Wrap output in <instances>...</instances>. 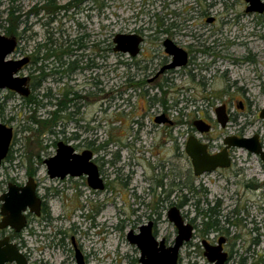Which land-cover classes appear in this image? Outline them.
Here are the masks:
<instances>
[{
  "label": "rangeland",
  "instance_id": "374dc122",
  "mask_svg": "<svg viewBox=\"0 0 264 264\" xmlns=\"http://www.w3.org/2000/svg\"><path fill=\"white\" fill-rule=\"evenodd\" d=\"M47 1L0 0V24L14 6V17L23 22L20 30H25L9 58L16 60L26 53L34 54L47 40L64 49L81 37L93 64L90 70H76L58 82L50 75L33 90L38 105L26 103L25 98L14 92L0 90L3 112L0 124L13 130L9 157L0 166V196L7 191L8 183L24 185L28 173H33L38 196H47V219H34L31 215L21 237L31 250L34 264H76L72 241L86 264H139V251L126 240L127 232L139 223H146L150 213L154 215L150 210L157 202L160 208L154 220L161 221L156 227V237L172 242L176 234L166 218L167 210L184 195L188 202L182 213L197 226L201 222L195 210L197 202L199 211L208 210L215 202L221 204L219 225L227 230L229 242H236L231 264H240L241 259L244 264H254L258 254L264 256V188H261L264 164L259 156L233 147V171L222 172L224 178L208 177L205 181L208 194L204 198L198 194L203 184L200 178L189 184L194 190L192 194L185 188L170 194L173 183L164 180L163 164L171 146L179 148L178 141L160 143L161 128L151 124L154 115L166 112L182 122L177 128H184L186 137L185 129L197 115L206 112L213 118L215 107L227 103L238 118L225 130L215 126L216 146H223L226 136L250 138L254 134L264 146V122L258 116L264 108V13L245 14L244 0H78L77 7H69L68 12L61 10L47 24L51 16L42 10ZM55 2L54 7H59L75 0ZM212 2L216 4L208 8L206 5ZM199 3L205 4L204 11L216 18L215 23L208 24L201 18ZM164 17L185 24L180 32L171 30L156 40L152 37L156 18ZM140 31L146 36L141 46L143 57L131 59L109 50L104 58L100 57L102 48L112 47L116 34ZM199 34L210 53L196 54V66L168 76L167 83H147L155 69L145 66L164 58L162 40L169 38L185 49L196 44L191 37ZM71 48L76 50L75 46ZM192 49L199 51L200 47ZM44 54L41 50L39 57ZM79 55L77 51L63 60L66 64L78 61L81 68L85 65ZM141 58L147 62L140 63ZM42 64L46 65V74L56 66L54 59H48L35 67ZM33 69L31 66L30 70ZM190 69L195 70L191 73L196 76L194 79L188 75ZM25 71L17 75L23 77L28 70ZM33 72L38 76L36 70ZM238 100L247 105L245 112L237 108ZM139 121L143 129H137ZM176 132H172L171 139L177 137ZM60 141L79 150H92L102 176L108 181L107 190L93 193L81 178L62 182L49 178L44 160L55 155ZM153 175L157 176L155 182L149 181ZM245 202L247 212L229 215L235 206ZM91 216L93 219L88 220ZM245 216L246 223L242 221ZM225 218L233 224L227 225ZM197 233L194 231L190 245L180 250L178 264H208L200 249V242L207 239ZM45 234L54 235V239L42 237ZM215 237L216 231L208 235L209 239Z\"/></svg>",
  "mask_w": 264,
  "mask_h": 264
},
{
  "label": "flooded vegetation",
  "instance_id": "af4514ba",
  "mask_svg": "<svg viewBox=\"0 0 264 264\" xmlns=\"http://www.w3.org/2000/svg\"><path fill=\"white\" fill-rule=\"evenodd\" d=\"M48 2V1H47ZM262 2V1H261ZM213 3V4H212ZM212 3H209L207 4L206 6L209 8L211 7L212 5H215L216 2H212ZM245 4H247L245 1H244ZM263 3V2H262ZM47 4V3H45ZM71 6H74V7H77L78 4H74V2H72L71 4L67 5V6H59V10L55 11V12H52V13H48L47 11L46 14L48 16H51L48 20L49 22H47V24H50L53 20L56 19V17L59 15V12L62 10L64 12H68V8L71 7ZM198 6H200V11L198 13H200V16L201 18L204 19V21H206V23L208 24H211V23H215L216 22V18L214 16H207V11H204V9L206 8L205 7V4L204 3H199ZM248 6V4H247ZM246 6V7H247ZM226 9H228V5H225ZM246 7H245V14H251V13H247L246 12ZM42 10H45V9H42ZM197 9H193V11L195 12ZM264 12H262L261 14H263ZM34 14H37L34 13ZM259 14V13H257ZM206 19V20H205ZM170 19L168 17H164V18H156V23H155V28H154V34H153V38L156 39V40H159V36H161L162 34H169L171 30H174L176 32L179 31L180 32V29H181V26H183L185 23H176L173 21L170 20L169 24H167V22L169 21ZM187 22V21H186ZM188 23V22H187ZM193 25V24H191ZM25 32V30L23 31V33ZM130 34H134V35H137L140 37L141 39V43L139 45V53L137 56L135 57H131L130 55L128 54H122V53H116L113 51V47H114V44L112 43V47H110L108 49V46H105L104 50L103 48L101 49V51L99 52V55L101 58H104L105 55H106V50H109L110 52H113L114 54H118V55H122V56H128L129 58L133 59V58H136V57H139L141 54H142V49H141V46L143 45V43H145V40H146V36L143 32H139L137 34L135 33H130ZM23 35V34H22ZM128 35V34H126ZM192 41H195L196 44H192V45H187L185 46V49L182 48V47H179L177 43L173 42L171 39L169 38H165L164 40H162L161 42V46L163 47V42L165 40H169L171 41V43H173L176 47L182 49L185 53H186V64L184 66H180V67H175V68H171V69H167L165 68V66L169 65L170 63H172V56L166 54L164 52V47H163V57L164 58H160L158 59V62L157 64H149V63H152V62H149L147 66L145 67H152V70H154V73L150 76L149 79H147V83L148 84H152V85H161V81H165V83H167V80H168V76L170 75H173L179 71H187L190 66H196L195 65V62L197 60V56L196 54L198 55H205L206 53H210V50L208 47L205 46V43H202L201 40H203V36H201L199 34V36L195 37V35H193L192 37ZM205 40V39H204ZM52 44V50L56 52V55L55 56H52V57H49L48 59H54V62H55V67H53L52 71L50 74H46L45 73V68H46V65L42 64L41 67L39 68H36V64L34 62V59H35V55L34 54H28L26 53L24 57L22 58H27L28 61L27 63L23 66V71L26 72V75L23 76L27 79V88L29 89V95L27 97H22V98H25V99H29L30 97H33V90L34 89H38L42 83L45 81L46 78L53 76V79L58 82L57 80H61L62 79V76L63 77H67L69 75H71L72 73H74L76 70L78 71H87V70H90L91 67H92V60L90 59V56L86 53V50H88V46L86 44V46L84 47L83 46V43H82V38L81 37H77L75 42L72 43L71 45H67L64 49H61L60 47L56 46L55 45V42L54 41H50ZM18 43V42H17ZM46 44L47 42H45L43 45H41L39 47L40 50H44L45 47H46ZM18 45V44H17ZM76 47V50H73L71 47ZM195 46H199L200 47V50L198 51H195L193 50L192 48H194ZM17 47V46H16ZM47 47H49V45L47 44ZM107 47V48H106ZM16 50V48H15ZM83 50L85 51V53L83 54ZM65 51L66 53L63 55V52ZM79 52V59L81 61H84V67H79L78 65V61H73V62H69V63H65L64 62V57L65 56H72L74 52ZM15 52V51H14ZM45 52V50H44ZM35 53V52H34ZM143 57V55H141ZM39 57V55H38ZM45 55H43V57H39V58H44ZM147 58H149L147 55H146ZM10 59V58H8ZM47 59V60H48ZM143 59V58H141ZM17 60V59H16ZM156 60V59H154ZM46 59H44L43 62H45ZM143 62H147L146 59H143L140 61V63H143ZM39 63H42V62H39ZM38 64V63H37ZM60 65V66H59ZM31 66H34V69L33 70H36V73H38L37 75L38 76H34V72L33 70H30V67ZM140 67V64L138 65ZM63 67H65V69H63ZM72 68L73 71H69L68 69L69 68ZM42 69V76H40V71ZM61 69V70H60ZM195 71V70H189L188 72V75L190 77H192L194 79V77L196 76H192L191 73ZM196 79V78H195ZM202 78L200 79V82H202ZM40 82V86L37 87V85L39 84ZM74 94V93H73ZM48 96V93L46 94ZM75 97L77 98V95L74 94ZM152 100H155L154 97L151 98ZM233 103V102H231ZM220 106H224L225 107V116L227 118V123L225 125V127H221L217 120H216V114H215V109L217 107H220ZM215 107L214 109V117H210L209 114H207L206 112H202L200 113L199 115H197V117L194 119V120H191V123H190V126L189 128H186L185 129V136H183L184 134V128H177L178 126V123L179 124H182V122H177L176 120H174V118H172V116H170L169 114H166V112H161L159 113L158 115H154V118L151 119V124L153 125L154 128L158 129V127H160L161 129L160 132H161V140H160V143H163V144H166L167 142H171L173 143L174 140H177L178 141V145H179V148L177 147L176 149L173 148V146H171V148L169 149V156H168V160H166V162L163 164L165 167H164V180H166L168 183L172 184L173 183V187L171 188L170 190V194H172V191H174L175 193H177L178 191H181L182 189H186V190H189V184L191 183V181L193 179L197 180L198 178L203 179L201 180L202 181V185L200 186L199 190H198V194H201L204 198V196H206L208 194V191L207 189L205 188V181L208 180V177H211L213 175L217 176L216 178H224L222 177V172H230V171H233V154H232V149L233 147L227 149V158L229 160V166L227 168H221V167H218L216 168L214 171L212 172H208V173H204L203 175L201 176H195L194 175V170H193V167H192V163H191V160L190 158L188 157V155L186 154V151H185V148H186V143H187V140L189 137H195L198 142H200L201 144L205 145L206 146V151H207V154L209 156H214L218 153H220L223 148L225 147L224 146V143H223V146H216L217 143H215L216 139H218L217 135L216 134H213L215 132V126L218 125L219 126V130H225L227 129L230 125L233 124V122L237 121V118H238V115L236 113H233L231 111V109H229V104L225 103V104H222V105H219ZM237 108L239 109V111H242V112H245L246 109H247V105L245 104V102H243V100H238V106ZM237 109V110H238ZM263 109V108H262ZM261 109V110H262ZM260 110V111H261ZM260 114V112H259ZM159 115H163L166 122L164 123H161V124H157L155 123V117L159 116ZM259 116V115H258ZM195 121H202L207 127H208V130L206 132H203V133H200L197 131L196 129V126H194V122ZM137 124V129H143L144 126H143V123L141 121L139 122H136ZM184 126V125H182ZM176 132V135L177 137H181V138H174V139H171L172 138V132ZM190 132V133H189ZM190 134V135H189ZM255 135V134H254ZM171 137V138H170ZM227 137H237V136H226L225 138ZM170 138V139H169ZM224 138V139H225ZM239 138V137H238ZM241 138H244V137H241ZM224 139H223V142H224ZM182 140V141H180ZM258 140H259V143L262 147V149L264 150V146H263V143H262V140L258 137ZM61 142V141H60ZM58 143V142H57ZM72 147V146H71ZM218 147V148H216ZM73 148V147H72ZM74 149V152L76 154H81L82 152L84 151H89L92 155L91 157V162L97 167L98 169V173H99V177L100 179L102 180V184H103V188L101 190H94L92 188H90L87 184V177L82 175V176H78V177H71V176H66L64 177L63 179H60V178H55V179H51V180H55V181H64L65 179L68 180V179H83L84 180V183H86V186H88L91 191L93 193H103L105 190L108 189V181L106 179V177L102 176L101 174V167L99 165V163L97 161H95V156L92 152V150L90 149H85V150H79L77 148H73ZM56 151V150H55ZM9 152H10V148H9V151H8V154L7 156L5 157L8 158L9 157ZM50 158V157H49ZM4 159V160H5ZM4 160L2 161V163L4 162ZM45 161V160H44ZM175 162V163H174ZM1 163V165H2ZM105 164L107 162H104ZM0 165V166H1ZM33 173H28V178H32L33 182H34V185H35V193H36V196L40 199V213L39 215H35L33 214L32 212H30L28 209L24 212V217H25V224H24V227L20 230V232H16L14 231V229L10 228V227H6V228H3V229H0V253L3 254L4 251H6V247H7V244H14L16 246V248L18 249L19 253L22 254L27 262V264H34V262L32 261V255H31V250L27 248L26 246V242L22 240V234L23 232L28 228L29 226V223H30V219H31V215H34V219H47V212H48V209L46 207V197L47 196H44V197H39L38 196V193H37V188H38V185L35 181V178L32 176ZM157 176L153 175L152 177H150L149 181H152V182H155L157 181ZM161 176H159V179H160ZM27 178V180H28ZM131 180V178H130ZM209 182H211V180H209ZM261 188H264V180L261 181ZM13 184V183H12ZM16 185V184H15ZM25 185V184H24ZM22 185V186H24ZM18 187H22V186H19V185H16ZM175 186H177L176 188H178L177 190L175 189ZM191 193L194 192V190H189ZM186 197L185 195L184 196H181V200H184ZM205 202V201H204ZM155 205L153 207V209H151L150 211H153L154 215L152 213H150V216L149 218L147 219L146 223H139L135 226V229H132L130 228L128 232L132 231L134 234H137L139 232V229L140 227L144 226V225H147V224H151V233L153 235V237L158 241L160 242L161 240L164 241V246L166 248L170 247L173 245L174 243V240H175V237L176 235L174 236V239L172 240V242L166 240V238H162L160 240L157 239L156 237V233H157V225H158V222H160L161 220H154V217L155 215L157 214L158 212V209L160 208L159 207V204H157V202H154ZM179 202H176L175 206L179 212H180V215L182 216V218L185 220L186 223H189L192 227H193V235H192V238L194 237V231H197L196 229H198V227L196 228V223L195 221H193V219L189 220V222L186 220V215H184L182 213V209L184 207V205H186V203L180 207H178ZM247 202H245V205H237L235 206V208L229 213V215H236L237 212H240V211H245L247 212V205H246ZM197 206H198V202L196 203ZM0 206H1V203H0ZM172 206V207H173ZM220 207H221V204L219 202H215V206H213V208L215 209L214 210V215H217V217H221L220 215ZM171 208V207H170ZM169 208V209H170ZM168 209V210H169ZM196 209L199 210V208L197 207ZM167 210V212H168ZM204 214L205 211H200ZM246 214V213H245ZM229 215L227 214V216L229 217ZM216 217V220L218 222V229L217 230H214L212 232H215L216 231V237L215 238H212V239H209L208 238V235L206 236H203L204 238H206L207 240H202V241H205L209 246L211 247H221V250H220V253H223L225 254V260L223 262V264H231L232 261H233V256L236 254V251H234V248L236 247V242H232L230 243V237L228 236L227 234V230H224L223 227H221L219 224H220V220L219 218ZM166 218H167V214H166ZM232 218V217H231ZM246 218L247 216H245L242 221L244 223H246ZM93 219V216L89 217L88 220H92ZM0 221H1V216H0ZM225 221L227 222L226 224L227 225H232L233 222H231L230 220H228L227 218H225ZM194 222V223H193ZM122 223V221H121ZM170 223V222H169ZM97 224L95 223H92V226H96ZM116 227H117V224H116ZM174 228V226H173ZM175 230V234H176V229L174 228ZM127 232V233H128ZM211 232V233H212ZM225 232V233H224ZM54 235H52V237L49 235L47 236V234H45L44 236L42 237H46V238H53ZM127 236V234H126ZM54 239V238H53ZM53 239L50 241L52 242ZM127 240V239H126ZM192 240V239H191ZM191 240L189 241L191 243ZM202 241L200 242V249H201V255L203 256L204 260L206 261V258L204 257V248H203V245L201 244ZM221 241V242H220ZM185 243L183 245V247L185 246H189L190 243ZM50 245V248L53 249V246L51 244ZM72 247H73V251H74V258H75V253H76V250L80 253V255L82 256V259H83V263H85V259L82 255V253L80 252L79 249H77L76 247V244L72 241ZM182 247V248H183ZM46 248H49V246H46ZM181 248V249H182ZM44 249V248H43ZM180 249V250H181ZM264 250V249H263ZM180 253V251H179ZM257 257L259 258L258 260L255 261L254 264H264V256H261L260 254L257 255ZM179 255H178V263H179ZM76 261V259H75ZM207 262V261H206ZM241 263L240 264H244L243 263V259H241L240 261ZM208 263V262H207ZM3 264H14V263H9V262H5ZM43 264V263H42ZM77 264V262H76ZM208 264H212V263H208ZM214 264V263H213Z\"/></svg>",
  "mask_w": 264,
  "mask_h": 264
},
{
  "label": "water",
  "instance_id": "95a60500",
  "mask_svg": "<svg viewBox=\"0 0 264 264\" xmlns=\"http://www.w3.org/2000/svg\"><path fill=\"white\" fill-rule=\"evenodd\" d=\"M244 1L248 4L247 13L261 14L264 12V3L261 0ZM112 43L114 44V52L135 57L139 53L141 39L134 34H116ZM16 46L17 40L15 38L6 37L0 33V90H8L21 97H27L29 95V89L26 86L27 79L19 77L17 74L22 71L28 59H8L14 53ZM163 47L164 52L172 56V63L165 68L171 69L186 64V53L182 49L176 47L169 40L163 42ZM215 114L218 124L225 127L227 123L225 107H217ZM259 118L264 122V108L260 111ZM154 121L157 124L166 122L163 115L155 117ZM194 126L200 133L208 130L202 121H195ZM12 137V128L0 124V165L8 154ZM223 143L225 147L220 153L209 156L205 145L198 142L195 137L188 138L185 151L191 160L195 176L212 172L218 167L227 168L229 166L227 149L231 147L244 149L251 154L258 155L264 164V150L259 143L258 135L255 134L250 138L227 137ZM91 157L89 151L76 154L70 145L58 142L55 155L46 159L44 164L50 179H63L68 175L71 177L84 175L87 177V184L90 188L101 190L103 188L102 180L99 177L97 167L91 162ZM0 203V229L10 227L14 231L20 232L25 224L24 212L27 209L35 215L40 213V199L36 196L32 178H28L22 187L8 183L7 191L0 196ZM167 220L176 229L174 243L168 248L164 246L163 240L158 242L153 237L150 223L140 227L137 234L132 231L127 233L128 243L135 246L139 251V264H178L179 251L185 243L192 239L193 227L185 222L175 206L168 210ZM201 244L204 248V257L208 263L223 264L226 256L220 253L221 247H211L205 241H202ZM5 250L3 254L0 253V264L5 262L27 264L24 256L19 253L14 244H7ZM75 259L77 264H84L82 256L77 250Z\"/></svg>",
  "mask_w": 264,
  "mask_h": 264
},
{
  "label": "trees",
  "instance_id": "16d2710c",
  "mask_svg": "<svg viewBox=\"0 0 264 264\" xmlns=\"http://www.w3.org/2000/svg\"><path fill=\"white\" fill-rule=\"evenodd\" d=\"M78 0H75L74 4H78L77 3ZM56 4L55 0H48L47 4L45 5V10L48 12V13H52V12H55L57 10H59L60 8L58 6L54 7ZM16 12V9L14 6H11L9 9H8V12H7V18L6 20H4L3 24H0V29L3 31V35L6 36V37H11V38H15L19 44V42L22 40V34H23V31L20 30V25L21 22L18 18L14 17V13ZM47 44L49 45V47H47ZM47 44H46V47H45V57L44 58H39L38 55L40 54L41 50L38 48L36 50V52L34 53L35 55V59H34V62L35 64L39 63V62H43L44 59H48L49 57H52V56H55L56 55V52L52 50V44L51 42H49V40H47ZM63 53V55L66 53L65 51L61 52ZM69 71H73V69L70 67L68 69ZM42 69L40 71V76H42ZM40 86V82L39 84L37 85V87ZM37 98L35 96L33 97H30L29 99H25V102L28 103V104H34V105H38V101L36 100ZM61 104H59V106L61 107ZM2 107H1V104H0V115L2 114ZM35 123H39L38 121L34 120ZM41 123V122H40ZM42 123H45L42 122ZM189 190H193V188H189ZM192 194V193H191ZM186 197V196H185ZM188 200H187V197L184 199V200H180L179 203H178V207L184 205L185 203H187ZM197 208V204H195V210L197 212V215L198 217L200 216L201 217V222L199 224V226H196L197 227H201L200 230L196 229L197 230V234L200 235V237L202 238L203 236H206L208 234H210L212 231L214 230H217L218 229V222L216 220V217L217 215H214V208L213 207H210L208 208V210H206L204 212V214L202 212H200ZM194 221V220H193ZM194 223V222H193Z\"/></svg>",
  "mask_w": 264,
  "mask_h": 264
}]
</instances>
